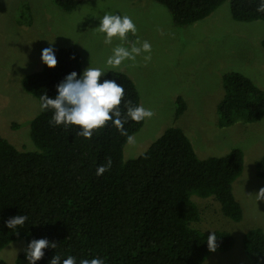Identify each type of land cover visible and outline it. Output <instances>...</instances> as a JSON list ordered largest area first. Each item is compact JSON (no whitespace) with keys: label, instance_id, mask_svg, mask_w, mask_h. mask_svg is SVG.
Returning a JSON list of instances; mask_svg holds the SVG:
<instances>
[{"label":"trees","instance_id":"16d2710c","mask_svg":"<svg viewBox=\"0 0 264 264\" xmlns=\"http://www.w3.org/2000/svg\"><path fill=\"white\" fill-rule=\"evenodd\" d=\"M83 0H54L65 11ZM170 13L175 26H186L210 15L227 0H156ZM233 19L264 20L258 12L260 0H228ZM21 24L31 25L33 14L22 1L17 15ZM264 47V38L261 39ZM52 47L58 60L55 68L42 60L39 70L22 77V85L39 101L42 94L58 95L57 85L73 71L83 74L81 54L71 45ZM48 48V47H47ZM74 57V58H73ZM100 82L115 80L125 88L120 110L127 103L141 106L139 90L124 71L107 69ZM224 95L217 105L218 125L253 122L264 116V89L240 71L222 76ZM175 118L187 109L181 95L175 99ZM53 110L40 111L30 124L35 150L18 148L0 135V249L19 238L24 249L16 264H29L26 249L34 239L56 243L49 246L36 264H50L56 255L80 260L99 257L104 264H203L209 251L206 233L193 226L201 220V209L191 196H213L222 213L240 221L244 211L235 197L234 181L242 174L244 153L232 147L220 156L200 158L180 126H169L135 158L123 159L128 136L144 123L127 119V136L111 123L92 139L77 135L79 126H54ZM111 158L109 171L97 176L98 166ZM255 173L264 178V154L255 163ZM27 216L25 225L9 229L5 222ZM16 232H19L17 235ZM217 250L233 247L228 230L216 229ZM243 251L249 261L234 264H264V229L248 228Z\"/></svg>","mask_w":264,"mask_h":264},{"label":"rangeland","instance_id":"374dc122","mask_svg":"<svg viewBox=\"0 0 264 264\" xmlns=\"http://www.w3.org/2000/svg\"><path fill=\"white\" fill-rule=\"evenodd\" d=\"M22 1L0 0V135L18 148L36 149L30 124L41 111L40 101L21 80L42 67L43 49L71 45L81 54L83 71L90 66L126 72L139 90L140 104L155 115L145 119L125 144V161L140 155L173 125L183 128L200 158L223 155L232 147L243 150L244 168L233 183L244 211L242 220L225 216L213 196L191 198L201 209V220L193 222L194 227L206 233L228 230L234 237L231 249L211 252L203 264L249 261L243 234L253 226L264 229V200L256 198L264 178L255 173V163L264 154V116L220 127L217 105L224 95L222 76L228 71H240L264 89V20L233 19L228 0L186 26H175L169 10L156 0H83L71 11L54 0H26L33 14L32 24L26 25L16 19ZM105 14L129 16L137 34L105 43L106 34L98 30ZM138 38L137 47L144 41L151 44L150 61L144 60L149 53L142 52L135 62L125 60L117 68L107 65L115 47L131 49ZM178 95L186 100L187 109L176 119ZM24 247L23 238L8 243L0 249V264H16Z\"/></svg>","mask_w":264,"mask_h":264},{"label":"clouds","instance_id":"9594fccd","mask_svg":"<svg viewBox=\"0 0 264 264\" xmlns=\"http://www.w3.org/2000/svg\"><path fill=\"white\" fill-rule=\"evenodd\" d=\"M256 10L264 13V0H260ZM98 30L106 34L105 43L107 44H111L114 38L125 41L128 33L136 35L138 32L137 25L129 16H121L119 14H105L101 19ZM137 44H140L139 38L133 43L131 49L123 46L115 47L113 55L107 59V65L111 68H117L125 60L135 62L136 57L141 55L142 52L149 53V55L144 56V60L150 61L151 44L148 41H144L140 47H137ZM42 60L50 68H55L58 64L52 47L43 49ZM105 73L99 68L89 66L78 78L77 72L73 71L66 76L64 81L57 85L58 95L55 98H50L47 93L41 95V111L53 110L54 114L50 123L54 126H79L82 131L78 132L77 135L86 139H92L94 133L105 128L109 122L118 129L121 135L127 136L124 125L128 118L135 122H140L145 119H151L155 113L142 105L133 107L131 106V101H129L125 105L127 112L122 116L120 106L125 96V88L115 80L105 79L100 82L101 77ZM128 140L131 142L133 137L128 136ZM111 165L112 161L109 158L107 164L98 166L96 175L102 176L111 169ZM256 198L257 201L264 200V187L260 188L258 193H256ZM27 219L25 215H17L8 219L5 224L9 229H16L18 226L22 228ZM16 233L19 235V232ZM207 243L209 251L215 252L217 250L215 232H212L207 237ZM49 246L56 248V243L44 238L32 240L25 250L29 264H36V261L41 260L45 255L44 250ZM50 264H61V258L55 255L51 259ZM63 264H76V259L68 256L63 260ZM80 264H104V261L96 257L91 260L82 259Z\"/></svg>","mask_w":264,"mask_h":264}]
</instances>
